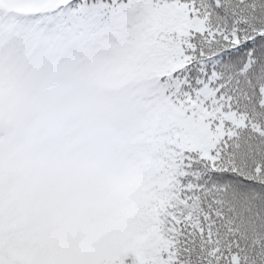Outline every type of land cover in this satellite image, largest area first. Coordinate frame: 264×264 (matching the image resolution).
Here are the masks:
<instances>
[{
	"label": "snow or ice",
	"instance_id": "snow-or-ice-1",
	"mask_svg": "<svg viewBox=\"0 0 264 264\" xmlns=\"http://www.w3.org/2000/svg\"><path fill=\"white\" fill-rule=\"evenodd\" d=\"M0 264H264V0H0Z\"/></svg>",
	"mask_w": 264,
	"mask_h": 264
}]
</instances>
